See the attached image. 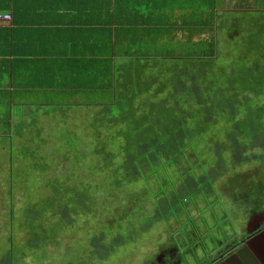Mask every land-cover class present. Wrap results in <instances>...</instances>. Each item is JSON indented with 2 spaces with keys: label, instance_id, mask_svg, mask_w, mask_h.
<instances>
[{
  "label": "trees",
  "instance_id": "16d2710c",
  "mask_svg": "<svg viewBox=\"0 0 264 264\" xmlns=\"http://www.w3.org/2000/svg\"><path fill=\"white\" fill-rule=\"evenodd\" d=\"M202 4L203 8L187 16L180 28L184 29L186 47H170L166 53L139 55L115 65L110 55H102L92 64L94 81L83 88L90 94V103L80 115L82 119L70 129L71 135L60 137V142L74 146L75 151L90 149L88 167L96 168L94 172L65 174V166L70 165L65 150L59 149L58 143L56 148L52 146L53 139L42 136L43 128L39 126L35 129L41 141L8 144L12 169L27 160L26 165L41 170L31 174L46 176L35 178L43 180L45 189L29 196L28 190H17L20 185L13 177L10 179L14 187L8 191L9 196L6 189L4 200L9 197L17 204L3 201L6 208L0 224V264H15L24 257L32 262L38 250L27 255L19 246L25 242L35 245L40 239L38 231L45 234L43 242L49 239V232L63 231L59 223L65 227L75 224L80 211L85 216L101 215L100 204L105 206L107 195L113 193V188H103L105 183L124 185L156 168L166 175L172 167L185 169L183 161L192 148L193 137L218 120L230 123L223 148L232 149L234 160L245 163L252 159L255 149L264 150V15L254 18L245 44L235 55L227 50L223 60L218 47L224 10H259L264 8V0H202ZM70 114L58 112L56 130ZM14 146L16 152L20 148L31 158H13L12 154H17ZM167 183L164 179L163 185ZM197 184L195 176L187 173L178 186H172L174 190L168 196L160 199L155 217L164 218L178 197L197 192ZM28 197L33 200L23 204ZM56 215L61 218L55 219ZM70 215L74 218L71 221ZM104 239V234L92 237L85 264H95L97 258L101 260L116 250L115 245L103 246ZM129 239L131 234L128 238L119 236L115 242L122 245Z\"/></svg>",
  "mask_w": 264,
  "mask_h": 264
},
{
  "label": "rangeland",
  "instance_id": "374dc122",
  "mask_svg": "<svg viewBox=\"0 0 264 264\" xmlns=\"http://www.w3.org/2000/svg\"><path fill=\"white\" fill-rule=\"evenodd\" d=\"M224 11L225 14H222L224 27L218 34V47L223 60L226 59L227 50L232 53L231 55H235L245 44L249 27L254 18L264 15V8ZM82 113L83 109H79L72 112V117L66 121L59 122L63 130L59 126V130H56V133L58 131L60 133L56 137L58 140H54L52 144L56 148L58 143L59 149L65 150L63 154L70 160V165L65 166L64 169V173L68 175L74 173L82 175L84 170L86 173L96 170L89 168L90 149L75 151L74 146L66 145L67 143L62 145L60 142L67 139L64 136L71 135L70 129L82 119L80 116ZM230 129V123L224 121L221 123L218 120L202 134L194 136L192 148L183 161L185 169L172 167L166 175L161 168H156L144 173V177L124 185H110L112 181L105 183L103 188L108 187L109 190L113 188L111 190L113 193L107 195L105 206L100 204L101 215L85 216L80 211L75 224L72 222L65 227L59 223L57 226L63 227V231L58 233L55 229L49 232V239L43 242L41 240L45 238V234L38 231L40 239L35 245L28 246L25 242L23 246H19V249L27 255L38 250L31 258L33 261L24 257L23 260L15 261V264H81L82 262L85 264L88 260L87 248L91 244V239L100 234L105 235L102 245H115L116 250L111 251L110 255L101 260L97 258L95 264H138L136 257L138 253L139 256H144L141 253L143 249H150L152 255L163 246L175 244L184 248L187 244L186 247L191 248L193 252L200 251L199 242L209 241L211 237L218 241L227 237L232 239L237 234L241 235V229L245 227L252 211L264 210V150L255 149L252 159L247 160L248 162L234 160L232 149L229 146L223 148ZM60 137L63 139L60 140ZM0 140L5 139L0 137ZM7 145L5 142H0V191L2 192L0 224L4 222L6 208L3 201L8 205L17 204L9 197L4 200L6 189V196H9L8 191L14 187L10 182L12 177L13 181L20 185L17 190H28V196L34 191L45 189L43 180L36 181L35 178L37 176L45 178L46 175L31 174L33 171L41 170H34L32 166L26 165L27 160L23 161V165L20 162L12 166L13 169L11 168L10 165L13 163L10 164L7 158L8 155L9 158L11 157L10 152L5 151ZM16 149L17 147L14 146L13 151L17 154H12L13 158L18 156L31 158L29 154L22 152V149L19 148L17 152ZM64 163L66 164V161ZM11 172L13 175L10 174ZM187 173L197 179V192H191L186 197H178L166 211L165 217L158 220L159 218L155 216L160 207V199L168 196V192L174 190L172 186H178ZM151 175V178L145 179ZM202 176L205 178H201ZM111 179H114V176ZM164 179L168 180L165 186ZM32 200L28 197L23 199L22 203L28 204ZM24 210L22 207V216ZM56 218L61 217L56 215ZM71 219H74L73 215H70V221ZM72 224L76 227H72ZM77 226L80 228L78 229ZM130 234L132 239L127 240L126 243L121 245L115 242L119 236L128 238ZM46 242L48 244H45ZM57 242H59L58 246L55 244Z\"/></svg>",
  "mask_w": 264,
  "mask_h": 264
},
{
  "label": "crops",
  "instance_id": "0c3cea01",
  "mask_svg": "<svg viewBox=\"0 0 264 264\" xmlns=\"http://www.w3.org/2000/svg\"><path fill=\"white\" fill-rule=\"evenodd\" d=\"M201 8L202 0H0V13L12 14L0 21V142L57 140L58 112L90 103L83 88L96 58L115 65L186 47L180 28Z\"/></svg>",
  "mask_w": 264,
  "mask_h": 264
},
{
  "label": "flooded vegetation",
  "instance_id": "af4514ba",
  "mask_svg": "<svg viewBox=\"0 0 264 264\" xmlns=\"http://www.w3.org/2000/svg\"><path fill=\"white\" fill-rule=\"evenodd\" d=\"M210 239L198 243L200 251L191 252V248L186 247L187 244L184 248L173 244L163 246L152 255L150 249H143L141 253L145 257L139 256L138 253L136 258L138 264H221L227 259H231L234 264H264V210L252 211L245 227L241 229V235L218 241H215L214 237ZM256 239L259 240L254 247H249L245 253H239Z\"/></svg>",
  "mask_w": 264,
  "mask_h": 264
},
{
  "label": "water",
  "instance_id": "95a60500",
  "mask_svg": "<svg viewBox=\"0 0 264 264\" xmlns=\"http://www.w3.org/2000/svg\"><path fill=\"white\" fill-rule=\"evenodd\" d=\"M261 236H262V235H261ZM261 236H260V237H261ZM258 240H259V239H256V240L250 242V243H249V246H245L244 248H242V249L239 251V253L242 254V253L247 252V251H248V248H249V247H254V245L258 242ZM221 264H234V263H232L231 259H227V260L223 261Z\"/></svg>",
  "mask_w": 264,
  "mask_h": 264
},
{
  "label": "built area",
  "instance_id": "2783aa9c",
  "mask_svg": "<svg viewBox=\"0 0 264 264\" xmlns=\"http://www.w3.org/2000/svg\"><path fill=\"white\" fill-rule=\"evenodd\" d=\"M12 19V14L11 13H0V21L5 22H10Z\"/></svg>",
  "mask_w": 264,
  "mask_h": 264
}]
</instances>
